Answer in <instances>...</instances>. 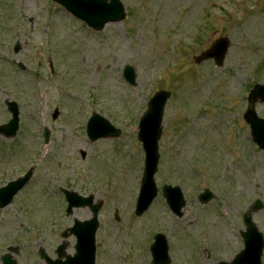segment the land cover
<instances>
[{"label":"rangeland","instance_id":"1","mask_svg":"<svg viewBox=\"0 0 264 264\" xmlns=\"http://www.w3.org/2000/svg\"><path fill=\"white\" fill-rule=\"evenodd\" d=\"M121 1L124 17L96 31L52 0H0V123L10 118L5 99L19 108L16 135H0V186L33 168L0 209V264L5 254L15 264H46L39 250L54 259L62 242L73 254L74 236L62 233L90 210L66 214L59 187L102 201L96 264H148L158 231L171 264L229 261L243 247L248 210L264 236V150L243 117L252 85L264 83V0ZM222 39L220 65L195 62ZM125 65L134 67V85L122 76ZM158 89L171 95L158 139L157 193L136 216L144 156L137 124ZM92 111L121 133L91 141ZM254 111L264 117V104ZM163 184L181 187L180 216L166 204ZM205 188L212 198L201 203ZM255 199L261 206L252 210Z\"/></svg>","mask_w":264,"mask_h":264},{"label":"water","instance_id":"2","mask_svg":"<svg viewBox=\"0 0 264 264\" xmlns=\"http://www.w3.org/2000/svg\"><path fill=\"white\" fill-rule=\"evenodd\" d=\"M66 7L78 18L86 21L87 24L96 29L101 28L107 21H118L124 16L123 8L118 0H55ZM19 49V45L14 46V51ZM226 42L224 39L218 43H213L212 46L195 57V62L200 63L203 59L213 58L220 65L225 53ZM125 79L130 83H135L134 69L130 66H125L123 70ZM169 92L159 90L155 92L147 103L146 111L140 118L138 125V139L142 142L145 151V163L140 188L139 199L136 212L140 214L156 193V188L153 180V173L156 170L158 161V139L161 134V119L163 108ZM264 102V85L256 84L251 89L248 100V109L244 113L245 120L250 124L251 134L254 141L264 148V119L259 118L254 110L253 103L256 99ZM9 110L13 113V118L10 122L0 125V133L6 136H11L15 133L18 126L17 106L14 101H6ZM57 114V111H55ZM119 129L114 128L106 119L97 113H92L87 123V134L91 139H96L102 136H114L119 133ZM48 132L45 133V141H47ZM31 170L25 173L24 176L18 177L15 180L9 181L5 186L0 187V208L7 205L12 197L21 189L28 181ZM163 195L167 200L169 207L178 215L181 214V207L184 205L183 195L178 186H163ZM68 205L66 212H72V207L88 205L92 211L89 219L78 220L74 219V224L63 232L62 236L67 237L71 233L76 236V244L74 245L75 252L73 255H65V244L61 243L56 249L58 257L51 259L41 249L39 255L48 264H95V231L98 225L97 212L101 203H91L92 196L82 198L74 191L63 189ZM199 200L206 202L211 193L205 189L199 194ZM261 202L256 201L252 207L253 210L260 208ZM245 224V231L241 232L244 241V247L229 261H219L218 264H261V254L264 247V239L261 232L258 231L253 223L250 212H245L242 216ZM167 242L162 233L154 235V242L150 247L152 260L150 264H169L170 259L167 254ZM64 256V259L62 257ZM3 264H15L14 260L7 254L1 257Z\"/></svg>","mask_w":264,"mask_h":264},{"label":"bare ground","instance_id":"3","mask_svg":"<svg viewBox=\"0 0 264 264\" xmlns=\"http://www.w3.org/2000/svg\"><path fill=\"white\" fill-rule=\"evenodd\" d=\"M258 101H260V100L258 99ZM86 214H87V213H86ZM86 214H85V215H86Z\"/></svg>","mask_w":264,"mask_h":264}]
</instances>
